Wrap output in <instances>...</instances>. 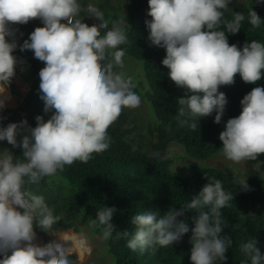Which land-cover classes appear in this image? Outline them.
Returning a JSON list of instances; mask_svg holds the SVG:
<instances>
[{
    "label": "clouds",
    "instance_id": "1",
    "mask_svg": "<svg viewBox=\"0 0 264 264\" xmlns=\"http://www.w3.org/2000/svg\"><path fill=\"white\" fill-rule=\"evenodd\" d=\"M229 3L148 0L147 14L152 18L146 21L148 39L166 50L162 64L169 69L170 79L186 90L177 100V120L191 130L197 129L199 117L213 111L214 122L221 121L227 99L219 91L220 86L232 85L237 73L243 82L255 84L264 72V43L252 40L242 48L229 45L225 32L237 33L245 19L241 12H233L231 20L225 19ZM81 11L79 0H0V94L6 92L17 64L12 55L17 45L14 40H6L15 35L9 25L40 19L43 27H36L20 50H32L34 57L44 63L39 70L40 99L43 111L53 112L46 122L37 116L34 128L25 127L26 120L0 128V141L23 150L19 157L7 150L0 153V264H74L69 259L71 247L55 242L44 246L34 243V226L47 232L59 218L44 198L34 195L27 186L56 175L66 165L87 163L93 153L108 150V128L124 108L141 104V97L133 91L132 78L113 70L114 66L122 67L125 59V52L117 50L128 42L124 30L115 22L109 29L103 12L93 6L87 11L100 23L88 26L80 18ZM247 15L253 28L261 25V18L252 8ZM101 29L107 31L101 34ZM240 103V115L228 119L219 134L224 156L236 163L255 161L264 153V88L254 87ZM21 132L27 134L22 135L18 145L16 137ZM207 178L208 183L179 210L170 207L163 214L157 210L132 216L134 234L116 230L111 223L116 211L113 207L98 210L90 226H102L104 240L128 238L127 247L143 253L178 242L189 228L177 217L193 210L198 215L189 241L191 264H223L232 239L221 235L224 222L220 210L233 200V195L223 189L220 180ZM237 183L248 189L245 179ZM256 245L253 239L242 243L240 250L250 264H264V255ZM9 250L11 255L7 254Z\"/></svg>",
    "mask_w": 264,
    "mask_h": 264
},
{
    "label": "trees",
    "instance_id": "2",
    "mask_svg": "<svg viewBox=\"0 0 264 264\" xmlns=\"http://www.w3.org/2000/svg\"><path fill=\"white\" fill-rule=\"evenodd\" d=\"M109 1L93 0L95 8L103 12L104 18L109 21V29L119 17L124 19L121 28L128 42L120 45L117 50H123L125 58L139 62L140 72L129 76L123 72L117 73H122L125 78H132L135 84L133 91L148 106L152 124L142 128L148 141L142 147L133 143L129 136L132 130L126 128V115L122 111L107 130L111 137L108 150L93 153L92 159L87 163L75 161L70 166L66 165L64 170L58 171L56 175L44 177L39 183L29 184V190L34 195L42 196L53 210V215L59 218L47 232L34 226L36 237L40 236L43 242H46L49 232L71 230L79 233L81 229L77 223L80 218L91 234L102 233V226L91 227L89 223L96 219V213L102 207L116 209L111 219L116 230H127L134 234L136 226L131 223L132 216L157 210L163 214L170 207L179 210L183 204L191 202L208 183L207 177H210L220 180L223 189L233 195V200L220 210L224 222L221 235L232 239V245L225 253L227 259L223 264H250V259L240 250V245L255 239L256 246L264 255V183L257 176L241 178L240 174L223 171L208 164L197 166L189 162L185 164L186 169L176 171L170 169L171 157H164V151L168 145H176L181 147L182 152L174 155L172 159L186 157L205 161L222 150L219 134L224 130L228 119L240 115V101L243 97L254 87L264 88V72L255 84L243 82L237 73L232 85L219 87V91L223 92L227 99L219 123L214 122L216 113L213 111L211 115L197 119L196 130L181 126L177 120V100L185 95L186 90L170 79L169 69L162 64L166 50L153 45L148 39L150 30L146 21L150 22L152 19L147 14L148 0H123L122 12L119 1L113 5ZM249 4L262 20L258 28H253L248 20ZM246 6L228 7L229 10L225 12V19L228 20L232 19L233 12H241L245 16L237 33L225 32L229 45L236 44L238 48H242L246 42L251 43L252 40L264 43V0L260 3H257V0H247ZM83 13H86V10ZM9 26L15 30V35L6 37V40H14L17 45L12 52L17 59L15 75L28 90L19 97L13 89L14 86L11 83L8 85L11 106L16 102L11 95L18 96L19 102L11 109L0 108V128H5L10 123L20 124L25 120V127L34 128L37 116H42L46 122L53 114L43 111L44 104L40 99L39 70L45 65L34 57L32 50L21 51L20 46L28 40L36 27H43V23L40 19H32L26 24ZM221 27L223 30V25ZM104 31L107 29H101V34ZM24 134L27 133L21 132L17 135L18 145ZM4 150L14 157L22 156L23 151L21 147H13L6 140H2L0 151ZM245 162L264 164V153L258 155L255 161ZM243 179L248 189L238 185L237 182ZM197 215L193 210H185L183 216L177 217L178 221L187 224L189 232L168 247L157 246L155 250L148 249L141 253L138 249L133 251L127 247L128 238L105 240L104 253L108 257V264H191L189 241L191 229L195 226L194 217ZM0 259H3V256H0ZM69 259L73 260L74 256H69ZM216 264L222 262L217 261Z\"/></svg>",
    "mask_w": 264,
    "mask_h": 264
},
{
    "label": "rangeland",
    "instance_id": "3",
    "mask_svg": "<svg viewBox=\"0 0 264 264\" xmlns=\"http://www.w3.org/2000/svg\"><path fill=\"white\" fill-rule=\"evenodd\" d=\"M100 1V0H97ZM116 1H119L121 4V12L123 10V0H110L109 3L111 5L115 4ZM246 1L247 0H230L228 7L230 8H246ZM82 6V11L80 13L82 22L87 24L88 26L98 25V20L94 18V16L87 11L89 6L95 7L93 0H83L80 1ZM252 5L249 4L250 8ZM86 10V13L83 11ZM120 12V13H121ZM124 22L123 17H119V19L115 22L120 27ZM113 27V26H112ZM111 27V28H112ZM123 59V66H115L113 69L115 72H123L127 76L131 74H138L140 72V64L132 60L131 58H122ZM14 91L17 92L18 96L21 97L24 95L26 89L19 87L18 85L15 86ZM22 89V90H21ZM9 89H6V92L9 93ZM0 94V100L4 102V107L7 109L14 108L18 105L19 97L14 96L16 102L11 106V97L8 93ZM11 106V107H10ZM126 117H125V126L126 128H131V132L129 136L132 138L133 143H137L138 146L142 147L145 146L148 139L145 136L142 128L144 125H151L152 117L149 112L148 106L141 100V104L137 108H124L123 109ZM135 117V120H134ZM131 120H134L131 122ZM225 128V126H224ZM3 151H0L2 153ZM181 147L176 145H168L164 151V157H171L170 159V169L176 171H183L186 169L185 164L192 162L193 165L197 166H204L206 164L215 166L220 170L223 171H230L234 174H240L241 178H246L248 176H257L263 183H264V164H249L245 161H241L239 163L233 162L228 160L222 150L218 151L216 154L211 156L209 159L205 161H197L194 159L181 157V158H173L172 157L176 154H181ZM78 228L81 229L79 233H74L69 230L67 231H57V232H49L47 234V241L43 242V239L38 236L34 243L44 246L49 243H61L64 247H71V255L74 256V264H108L109 260L108 257L105 255L104 251V244L105 240L102 238V233L99 234H91L90 231L87 229V225L83 223V219L80 218L79 223H77ZM66 240H63V239ZM8 255H11V250L8 251ZM76 256H75V255ZM70 255V256H71ZM3 256V255H0Z\"/></svg>",
    "mask_w": 264,
    "mask_h": 264
},
{
    "label": "crops",
    "instance_id": "4",
    "mask_svg": "<svg viewBox=\"0 0 264 264\" xmlns=\"http://www.w3.org/2000/svg\"><path fill=\"white\" fill-rule=\"evenodd\" d=\"M10 83H11L14 87L18 85L19 87L26 89V90H24L25 92L28 90V87L25 86V85H23V84L19 81V79L17 78L16 75H14V76L11 78ZM21 90H22V89H21ZM6 93H8V92H6Z\"/></svg>",
    "mask_w": 264,
    "mask_h": 264
},
{
    "label": "flooded vegetation",
    "instance_id": "5",
    "mask_svg": "<svg viewBox=\"0 0 264 264\" xmlns=\"http://www.w3.org/2000/svg\"><path fill=\"white\" fill-rule=\"evenodd\" d=\"M8 88V87H7Z\"/></svg>",
    "mask_w": 264,
    "mask_h": 264
}]
</instances>
